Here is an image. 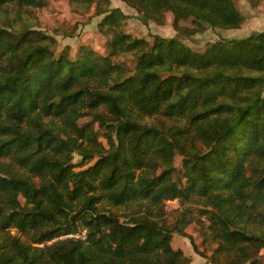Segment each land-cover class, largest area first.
<instances>
[{
  "label": "trees",
  "instance_id": "1",
  "mask_svg": "<svg viewBox=\"0 0 264 264\" xmlns=\"http://www.w3.org/2000/svg\"><path fill=\"white\" fill-rule=\"evenodd\" d=\"M124 1L157 22L171 12L177 35L150 42L109 0H69L97 2L108 37L106 54L82 45L71 58L26 20L46 0H0V264H191L171 240L199 216L215 255L235 256L221 263L264 264V31L199 52L183 40L243 24L234 0ZM166 200L182 206L174 225Z\"/></svg>",
  "mask_w": 264,
  "mask_h": 264
},
{
  "label": "rangeland",
  "instance_id": "2",
  "mask_svg": "<svg viewBox=\"0 0 264 264\" xmlns=\"http://www.w3.org/2000/svg\"><path fill=\"white\" fill-rule=\"evenodd\" d=\"M104 0H97V2ZM106 1V0H105ZM110 7L120 8L127 18L123 19L124 30L133 36L144 37L150 42L153 40L154 34H159L164 37H174L177 31L173 25V14L169 11L164 13L163 22H157L155 19H147L136 8L129 5L124 0H109ZM238 9L244 15L245 20L239 28L223 29L207 27L203 32H198L193 35L192 41L183 40L187 45L194 50L202 52L212 42L222 38H239L249 35L254 31H264V0L258 6H251L248 0H234ZM97 2L93 3L91 9L75 10L71 7L69 0H46L45 7L30 9L26 15V20L33 24L35 30L53 37L56 43L52 46L55 54L58 55L62 51L67 52L71 58H75L79 53V48L82 45H89L106 54L105 42L107 36L100 32L99 22L103 15L95 13ZM11 16H15V11H9ZM25 20V13H24ZM14 23L20 26L18 17L14 18ZM182 27L192 28L194 22L192 18L183 19L180 21ZM129 66H134L135 57L131 54L125 55L122 58ZM90 117L83 118L80 123L90 121ZM155 121V120H153ZM95 127L100 140L107 146V141L103 137L104 129L98 127L95 122ZM73 161L78 163L82 157L77 153H73ZM182 155L177 153L174 158V165L178 169L175 178H179V173L182 169ZM91 164V163H90ZM79 169V168H77ZM183 180V178H181ZM187 206L196 208L198 205L189 203ZM181 205L177 200H166V218L169 224L174 225L179 218V210ZM137 208L125 210L124 208H114L121 216V219L128 220L130 214ZM204 225L199 222H191L185 228L189 236L180 235L176 232L172 234V246L175 249H182L183 252L190 257L191 264H224L221 262H229L235 259V256L228 257L225 255L216 256L214 251L217 243L213 239V234L207 228L209 221L202 216H199ZM254 230H260L258 227ZM84 230H80L75 234H84ZM15 233V232H14ZM67 236L58 239H64ZM57 239V238H56ZM55 239V240H56ZM54 241V240H53ZM260 256L264 263V248L260 250ZM244 264H248L247 262Z\"/></svg>",
  "mask_w": 264,
  "mask_h": 264
},
{
  "label": "built area",
  "instance_id": "3",
  "mask_svg": "<svg viewBox=\"0 0 264 264\" xmlns=\"http://www.w3.org/2000/svg\"><path fill=\"white\" fill-rule=\"evenodd\" d=\"M63 236H67V237H80V238L84 239L85 238V232H84L83 235L75 234V233H69V234L62 235L60 237H63Z\"/></svg>",
  "mask_w": 264,
  "mask_h": 264
}]
</instances>
